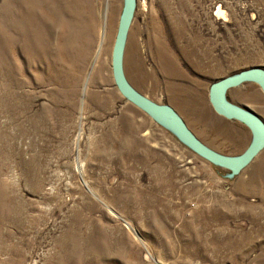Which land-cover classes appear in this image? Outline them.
<instances>
[{
	"label": "rangeland",
	"instance_id": "374dc122",
	"mask_svg": "<svg viewBox=\"0 0 264 264\" xmlns=\"http://www.w3.org/2000/svg\"><path fill=\"white\" fill-rule=\"evenodd\" d=\"M4 1L0 264H264V150L234 173L120 92L112 51L125 0L103 53L58 62L10 54L14 42L2 54ZM38 14L56 18L44 4ZM123 62L137 91L238 156L252 133L217 115L210 88L264 69V0H136ZM227 101L264 121L258 84Z\"/></svg>",
	"mask_w": 264,
	"mask_h": 264
},
{
	"label": "bare ground",
	"instance_id": "6f19581e",
	"mask_svg": "<svg viewBox=\"0 0 264 264\" xmlns=\"http://www.w3.org/2000/svg\"><path fill=\"white\" fill-rule=\"evenodd\" d=\"M17 1L19 6L12 11L9 0L3 3L2 54L7 56L8 45L14 42L15 49L10 54L18 51L27 61H33L36 52L40 54L39 60L50 57L55 62L67 55L79 56L81 51L86 60L103 53L112 42L121 9L120 0ZM39 4L48 6L56 18L49 21L40 17ZM217 12V16H223L221 9ZM54 61L47 60L52 65L56 64ZM6 62L3 57L2 63Z\"/></svg>",
	"mask_w": 264,
	"mask_h": 264
},
{
	"label": "water",
	"instance_id": "95a60500",
	"mask_svg": "<svg viewBox=\"0 0 264 264\" xmlns=\"http://www.w3.org/2000/svg\"><path fill=\"white\" fill-rule=\"evenodd\" d=\"M135 10L136 0H125L112 51V67L118 89L137 107L156 120L159 119L158 121L166 124L187 146L201 157L222 168L239 173L249 166L264 150V121L251 110L230 104L227 101V94L231 89L251 82L258 84L264 93V69L251 68L244 70L211 85L210 103L217 115L227 120L244 124L252 133V142L241 155L233 157L220 154L202 142L172 106L161 105L152 101L137 91L128 81L124 71L123 60Z\"/></svg>",
	"mask_w": 264,
	"mask_h": 264
},
{
	"label": "flooded vegetation",
	"instance_id": "af4514ba",
	"mask_svg": "<svg viewBox=\"0 0 264 264\" xmlns=\"http://www.w3.org/2000/svg\"><path fill=\"white\" fill-rule=\"evenodd\" d=\"M241 155V154H240Z\"/></svg>",
	"mask_w": 264,
	"mask_h": 264
}]
</instances>
